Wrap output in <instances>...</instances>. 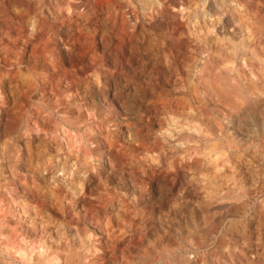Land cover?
Returning a JSON list of instances; mask_svg holds the SVG:
<instances>
[{
    "label": "clouds",
    "instance_id": "clouds-1",
    "mask_svg": "<svg viewBox=\"0 0 264 264\" xmlns=\"http://www.w3.org/2000/svg\"><path fill=\"white\" fill-rule=\"evenodd\" d=\"M257 3L264 7V0ZM246 4L219 0L209 14V0H180L179 7L169 0H28L20 33L10 35L11 27L4 32L10 45L0 37V151L7 159L0 167L11 168L30 203L22 205L0 173V215L5 207H23L37 242L26 244L27 234L12 236L16 227L4 224L9 234L0 237V255L6 264H167L174 253L187 261L199 254L190 237L173 246L180 201L152 208V187L169 177L175 187L185 174L189 184H201L199 169L208 159L201 145L215 141L234 159L252 149L264 165V136L247 147L226 142L220 133L230 135L223 127L228 121L217 120L213 130L200 81L179 83L174 93L168 90L170 98L158 91L171 79L164 73L146 86L144 72L152 74L156 66L143 41L151 35L154 54L173 66L166 38L158 35L166 27L162 17L179 21L182 8L194 7L202 32L221 43L233 39L216 34L231 15L228 33L239 37L234 40L244 51L243 41L255 42L264 31V24L253 22L264 15L250 14ZM38 39L39 56L20 63V52ZM53 40L54 50L47 46ZM258 46L264 51V44ZM181 80L176 74L172 83ZM258 86L264 89V75ZM228 168L223 175L236 188L237 170L231 163ZM258 173L253 187L264 180V168Z\"/></svg>",
    "mask_w": 264,
    "mask_h": 264
},
{
    "label": "bare ground",
    "instance_id": "bare-ground-1",
    "mask_svg": "<svg viewBox=\"0 0 264 264\" xmlns=\"http://www.w3.org/2000/svg\"><path fill=\"white\" fill-rule=\"evenodd\" d=\"M250 1L251 0H248V4L245 5V7L248 8L249 13L251 14L253 12L258 11L261 15H264V7H260L257 2L255 3V1L252 3V5H250L249 4ZM169 2L177 7H179L180 5V0H169ZM185 3H187V0H185ZM218 4H219V0H209L208 8L205 11L208 12L209 14H215L217 12ZM180 17L181 18L179 21H175L169 17H162L163 23L166 27L165 30L158 33V35L161 36L162 38H166L165 44L167 46V50L173 55L175 60L173 66L166 67L163 64V61L159 57V55L154 54L156 53L157 50L152 48L151 46L152 36L147 34L145 35L143 41L144 44L146 45L145 51L147 52L150 62L156 66L155 71L152 74H149L147 71L144 72V79L146 86L148 85V81L152 80V77L156 73L158 72L164 73L165 74L164 79H168L169 77L171 79L169 80L168 85H166L163 90H158V91L160 92V95L164 96V98H170L168 96V90L171 89L172 92L174 93V89L175 87L179 86V83H183L184 81L190 80L193 82V84H195L197 81H200L201 83L200 100L204 106V109L206 111L207 117L209 118V122L213 130H215L216 127L215 122L217 120H226L228 121V123L224 124L223 127L224 129L227 130L228 133H230V135H225L223 131H221L220 133L226 142L234 144L237 147H240L241 145H243V147H247L249 144L255 145L256 143H258L259 138L264 136V89H261L258 86V81L260 80V76L264 75V51H261V47L258 46L264 44V31H260L256 33L259 40H255V42H253L254 37L243 41V48L245 50L241 51L240 45L236 44V41L234 40V39H238L239 37L234 34L228 33V27L232 26V24L234 23L231 15L226 16L224 18L225 22L223 28L216 29V34L217 36H220L221 39H223V35L225 34L233 36L231 42L225 41L224 43H221L220 40H217L216 36H209L202 32L201 25L197 24L196 22L198 18V13L194 7L182 8L180 12ZM240 19H243V17H241ZM253 22L254 23L257 22L258 24H264V21H261L259 17H257L256 20H254ZM239 31L240 30L237 29V32ZM180 55L183 56L180 57ZM242 61L244 63H242ZM244 64H246L247 67H245ZM176 74H178L182 78V80L176 81V83L173 84L172 81H175L176 78L172 80V76L174 77V75ZM249 78L251 80V83H249ZM161 83H163V79L161 80ZM236 85H240V88L238 90L239 94H237V91H234ZM199 130L200 129H196V131ZM201 150H205V156L206 158H208L207 160L201 162L203 166L199 169L201 173L205 174V176L202 177L201 184L198 185L189 184L186 179L183 181H179V183H181L179 185L180 187L181 185L184 184V186H188V187L201 188L203 194V196L201 197L204 198V202L206 200L207 205L214 212V216L212 217L214 218L216 223L222 221L225 218L227 209L230 205L227 206L229 203H227L228 201L225 200L224 196H223L224 200H221L218 197L219 191L216 192L214 188L215 187L216 188L220 187L221 189L225 188V190L223 189V192L220 190L221 193L225 192V195L226 194L229 195L231 193L233 194V192L230 193V191L234 188L230 184H228L229 180L232 178L230 176L223 175L224 172L229 171L228 168L229 163H231L237 170L236 178L232 182L235 183L237 181V187H241L245 185L244 187H242L245 188L247 184H249V186L252 185L253 187V181L256 180L257 176L259 175L257 170L258 164L255 161L257 160L261 161L262 157H256L252 149H249L248 152H244L243 157L234 159L231 154L225 155V150L222 148L221 143L219 141L202 144ZM249 161H251V163H249ZM6 163H7L6 154L0 151V164H6ZM218 166H220L219 171L221 175H215V169ZM247 166L249 167L250 170H252L251 173H254L253 177H251L252 178L251 180H248L247 176L244 177L247 171V169L246 171L244 169ZM0 173H3V178L7 180V182L12 186V191L14 192L15 173L9 167H0ZM248 174L250 173L248 172L247 175ZM259 183L264 184V180L259 181ZM171 186H173V184H171ZM243 192L246 193L245 191ZM240 195H242V192L240 193ZM18 198L21 201L22 205L30 203L29 201L25 200L23 194H21ZM235 198L236 195L234 196V199ZM200 202L201 201H199V203ZM204 202L203 205H205ZM234 209H232V211ZM23 211H24L23 207H19V208L5 207L3 215H0V237L9 234V229L3 227L4 224H8L10 228L16 227V232L12 233V236H16L17 233H20V235L27 234L25 238V243L31 245L37 242L33 240V236H35L37 233L32 228L28 227L29 223L31 222V218L29 216L21 215V212ZM180 216L182 217L183 215ZM190 223L191 222H189V224ZM201 224H203V222ZM34 228L37 229L38 231H43V229H40L39 224L34 225ZM21 229H23L24 231L22 232ZM207 230L208 231H206V234H208L209 236L210 232L213 231V229L211 227V228H207ZM49 231H51V229H49ZM52 235L53 237H56L57 233L52 232ZM72 235L74 237L76 236L75 230L72 231ZM185 237L187 238V236ZM202 238L199 240H202ZM174 245L175 244H173V246ZM225 245L228 247L227 244H221V249L224 248L222 246ZM222 259L226 260L229 259V257ZM202 262L203 261L199 262L197 259H192L191 261H187L184 254L180 252V253H174L173 256L170 258V260L167 262V264H202ZM246 262H248V259H246L244 263L246 264ZM217 263L221 264V262L218 261ZM227 263H229V261ZM0 264H6V261L2 255H0Z\"/></svg>",
    "mask_w": 264,
    "mask_h": 264
},
{
    "label": "rangeland",
    "instance_id": "rangeland-1",
    "mask_svg": "<svg viewBox=\"0 0 264 264\" xmlns=\"http://www.w3.org/2000/svg\"><path fill=\"white\" fill-rule=\"evenodd\" d=\"M254 1H255V3L257 2L256 0H251L249 4L252 5V3ZM253 5H255V4H253ZM28 11H29L28 0H4V2L2 4H0V37H3L5 45H10V41L8 40L7 37H4V35H3L4 32L7 31L11 27L10 35H12V36H16V34L18 35L21 31L22 20L25 17V13H27ZM169 18H172V17H169ZM40 43H41V41L39 39L34 43L30 42L29 45L27 46V50L26 51L22 50L20 52L19 62L25 63V61L29 57H38L41 49L39 47H37V45ZM47 46L49 49L54 50L55 49V41L54 40L50 41ZM0 55H2V54H0ZM182 56L180 55V57H182ZM64 63L67 64V61L65 60ZM175 78H176V75H174V77L172 76V80H174ZM6 91H7V89H6ZM33 99L34 100L36 99L35 96L33 97ZM257 161H260V160H257ZM257 161H255L258 164L257 170L261 169V166H262V168H264V165H261V162H257ZM246 169H247V171H246ZM244 170L246 171V175H244V177L247 176V179L251 180L252 179L251 177H253V175H254V173H251L252 170H250L248 166ZM179 171H181V170H179ZM248 172L250 174L247 175ZM170 179H173V178L169 177L166 180H161V179L157 178L156 184L159 182L157 184L158 189H156L157 186L154 185L151 189V193H149V198L151 201V207L152 208H160L162 210L165 208L166 205L170 206L173 199H178L180 201V205H181L180 208L177 209L176 212L173 214L174 215V222H173V226H172L171 231L174 233V235H172V244H175V242H178V241L184 242V240L186 238L185 236H187V238L191 237L192 240L194 239L193 241H195V244L197 243L196 247L198 246L197 248L199 250V254H197L194 259H197L199 262L203 261L202 264H211V263L212 264H218L217 261L221 262V264H232V263L233 264H245L244 262L246 259H248V262H249V263L246 262V264L247 263L248 264H264V207H263V205H264V202H263L264 201V191H260V184H263V183L256 184V186L254 187L255 189L252 187V185L249 186V184L246 185V187H245L246 189L241 188V187H236L237 189L234 188L230 191V193L233 192V194L231 193L229 195H227V194L221 195L220 190L223 192V189L225 190V188L221 189L220 187H218V188L215 187L214 188L215 191L216 192L219 191L218 197L221 200H224V198H223V196H224L225 200L228 201L227 203H229L227 206L230 205L228 207L229 210L227 209L225 218L222 221H219L220 223L219 222L215 223V220L212 217V216H214V212L212 211V209L209 208V206L206 203V200L204 202V198L201 197V196H203L201 188H199V187L198 188L188 187V186H184V184L181 185V187H180L179 184H181V183H178V184H176L175 187H173V186H171V184H174V179L173 180H170ZM167 180H169V181H167ZM183 180H186V174H185V178L181 179L180 181H183ZM164 183H165V185H164ZM14 185H15L14 193L16 194L17 197H19L21 194H23V185H20L19 187L16 186V183ZM178 185H179V187H178ZM244 186H242V187H244ZM243 189H245V190H243ZM234 190H235V192H234ZM237 190H239V191H237ZM243 191H245L246 193H244ZM157 192H158V195L160 197L158 199L156 196ZM226 192H227V190H226ZM241 192H242V195H244V196L240 195ZM181 193H182V195H181ZM160 194H162V195H160ZM224 194H225V192H224ZM234 194L236 195V198H237V199L235 198L236 200L234 199V196H235ZM232 196H233V198H232ZM240 196H242V197H240ZM229 197H231V198H229ZM227 198H229L230 200ZM247 199H249V200H247ZM214 200H215V198H214ZM199 201H201V202L199 203ZM233 201H236V202H233ZM203 202L205 205H203ZM232 202H233V204H232ZM235 203H237V204H235ZM234 206L238 207V208H235ZM259 206H261V207H259ZM206 207H208V208H206ZM230 207H231V209H230ZM232 209H234V210L232 211ZM230 213H231V215H230ZM180 215H183V216L181 217ZM188 215H190V216H188ZM189 222H191L192 224L191 223L189 224ZM202 222H203V224H201ZM210 223H211V225H210ZM202 225H204V226H202ZM209 225L213 229V231L210 232L211 236L210 235L208 236V234H206V231H208L207 228H211ZM180 226H181V228H180ZM185 226H186V228H185ZM194 231H196V232H194ZM202 233H203V235H202ZM180 234H182V235H180ZM204 234H205V236H204ZM199 236H201V237H199ZM201 238H202V240H199ZM200 241L201 242L203 241V242L201 243ZM220 242H221V244H227L228 247L225 245V246H222L224 248L221 249ZM225 247H227V248H225ZM212 248H213V251H212ZM239 249H241V250H239ZM241 256H242V258H241ZM245 256H247V257H245ZM220 257H221V259H220ZM227 257H229V259H226V260L222 259V258H227ZM217 258H218V260H217ZM228 261H229V263H227Z\"/></svg>",
    "mask_w": 264,
    "mask_h": 264
}]
</instances>
